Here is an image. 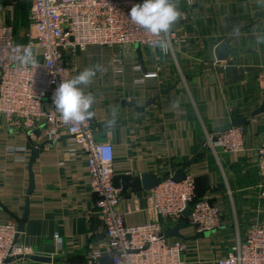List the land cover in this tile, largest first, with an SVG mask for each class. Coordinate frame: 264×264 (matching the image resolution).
Segmentation results:
<instances>
[{"label": "crops", "instance_id": "1", "mask_svg": "<svg viewBox=\"0 0 264 264\" xmlns=\"http://www.w3.org/2000/svg\"><path fill=\"white\" fill-rule=\"evenodd\" d=\"M174 2L182 16L169 30L176 34L172 50L140 47L139 54L131 45H89L74 57L71 76L101 68L85 91L95 97L93 137L114 149L125 223L157 220L166 229L181 224L182 236L176 238L187 245V264H215L251 224L264 222V185L256 166L264 112L251 116L264 107V0ZM223 43L229 54L218 60L216 49ZM242 118L244 151L206 146L208 133ZM32 148L29 134L0 115V222L19 225L29 197L20 237L33 254L53 259L26 258L25 264H111L87 153L64 133L39 149L30 171ZM183 166L184 175L194 177L196 197L221 210L218 229L197 233L188 217L165 221L149 209L150 190L141 176H172ZM96 250L103 255L98 261L91 258Z\"/></svg>", "mask_w": 264, "mask_h": 264}, {"label": "built area", "instance_id": "2", "mask_svg": "<svg viewBox=\"0 0 264 264\" xmlns=\"http://www.w3.org/2000/svg\"><path fill=\"white\" fill-rule=\"evenodd\" d=\"M22 0H0L16 3ZM30 8V25L26 43L16 41L12 24H0V115L15 129L27 132L32 145L56 142L64 133L80 144L88 155L91 190L97 196L98 209L106 235L111 264H187V245L181 238H165L162 222L148 221L127 225L118 209L123 190L114 181L113 146L97 142L92 120L83 123L64 122L55 110L52 97L63 79L72 77L73 60L89 45L109 46L138 44L158 49L164 39L166 51L172 50L176 34L172 31L152 35L135 25L128 14L142 0H25ZM149 41L152 45L149 46ZM12 45H17L15 51ZM30 46L37 58L36 68L22 69L15 56L23 46ZM40 129L39 134L34 131ZM206 146L225 152L245 150L243 125L230 126L223 132L206 135ZM24 152L25 148L17 149ZM24 159V157H22ZM256 166L264 185V141L256 149ZM149 209L165 221L178 222L188 209V219L197 233L211 232L222 223L221 210L208 199H198L195 180L169 178L150 190ZM16 221L0 222V264H25L33 250L20 237ZM60 244L59 237H57ZM99 250L91 258L100 260ZM9 260V261H8ZM215 264H264V222L253 223L244 239H238L227 254Z\"/></svg>", "mask_w": 264, "mask_h": 264}, {"label": "clouds", "instance_id": "3", "mask_svg": "<svg viewBox=\"0 0 264 264\" xmlns=\"http://www.w3.org/2000/svg\"><path fill=\"white\" fill-rule=\"evenodd\" d=\"M181 16L174 0H142V2L133 5L128 14L135 25L154 36L168 33ZM151 45L152 42L149 41V46ZM156 46L161 51H166L168 43L161 39L156 42ZM11 47L15 51L19 46L12 45ZM15 60L22 69L36 68L38 65L33 49L27 45L22 47V51L15 56ZM100 70L99 65L84 68L76 75L63 79L55 89L52 97L53 105L64 122L80 124L92 119L94 112L91 109L95 97L85 89ZM112 115L115 117V109H112ZM113 123L114 120H109L106 126L111 127Z\"/></svg>", "mask_w": 264, "mask_h": 264}, {"label": "water", "instance_id": "4", "mask_svg": "<svg viewBox=\"0 0 264 264\" xmlns=\"http://www.w3.org/2000/svg\"><path fill=\"white\" fill-rule=\"evenodd\" d=\"M135 47H136L138 53L140 54V46L138 44H136ZM228 54H229V50H228V47H227L226 43H223V44H221V45H219L217 47V49H216V57H217L218 60H224L228 56ZM263 112H264V107L253 111L251 116L254 117V116H256V115H258L260 113H263ZM245 121H246V118H242V119H239V120H236V121H233V122H228L225 125H223L222 127L217 128L215 130V133L223 132L226 129H228L231 125L232 126L243 125L245 123ZM40 129L41 128L35 130L34 133L35 134H39L40 133ZM46 144L47 143H41V144L33 146V148H32V156H31V160H30V171H32V164L36 160V156L38 154L39 149L40 148H44V146ZM185 168H186V166H183L174 175H172V176H170V175L168 176L167 175L165 177H157L155 175H152V174H149V173H145V174H143L141 176L143 187H144L145 190H151L155 186H157L160 182H162L164 180H167L169 178H173L174 180H177V181L182 180V178L184 177V174H185ZM31 174H32V172H31ZM32 189H33V178L31 177V184H30V189H29V192H28L29 195H30ZM28 200H29V197L27 199V206H26L25 212L23 214L22 221L18 225V231L19 232L23 231L24 221L28 217ZM187 215H188V209H186L185 212H184V216L187 217ZM180 226H181V224L176 225L175 227H172V228L165 229L164 230V237L165 238L181 237L182 235L179 232ZM25 258H28V259L33 260V261H40V262H52L53 261V259L51 257L37 255V254L26 255Z\"/></svg>", "mask_w": 264, "mask_h": 264}, {"label": "rangeland", "instance_id": "5", "mask_svg": "<svg viewBox=\"0 0 264 264\" xmlns=\"http://www.w3.org/2000/svg\"><path fill=\"white\" fill-rule=\"evenodd\" d=\"M0 22L10 23L15 29V38L19 43H26L25 34L30 25V8L25 0L16 3H2L0 6ZM141 47V46H140Z\"/></svg>", "mask_w": 264, "mask_h": 264}]
</instances>
